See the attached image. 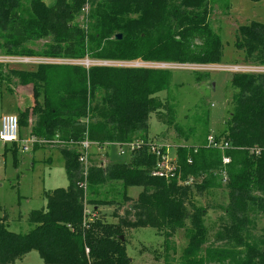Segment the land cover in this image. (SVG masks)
Wrapping results in <instances>:
<instances>
[{"label": "trees", "instance_id": "16d2710c", "mask_svg": "<svg viewBox=\"0 0 264 264\" xmlns=\"http://www.w3.org/2000/svg\"><path fill=\"white\" fill-rule=\"evenodd\" d=\"M223 3L0 0V56L220 65L222 43L210 19L213 8L229 9ZM83 12L85 22L79 26L75 19ZM234 47L244 64L264 66V25L239 27ZM8 66L0 64V88L12 93L14 84L31 101L19 110V127L29 128L37 140L60 143L49 147L63 158L68 187L44 193L45 207L28 214L31 230L26 234L10 232L7 217L0 218V264H16L30 252L43 264H134L126 252L127 236L139 228L163 237L164 264H264V75L230 78L232 109L224 130L213 135L229 146L224 152L230 159L228 181L222 185V154L207 145L209 111L197 105L184 124L176 120L180 95L171 89L170 71L58 64L24 71ZM196 81H201L199 74ZM152 114L182 144L175 150L176 175L181 181L194 178L192 184L151 176L157 163L147 145ZM84 139L108 146L142 145L124 163L92 161L84 191L76 148ZM18 144L9 148L13 155ZM41 148L47 147L35 145L33 150ZM131 187L141 189L135 200L126 195ZM223 194L227 202L216 206L220 228L213 244L208 209L200 201ZM105 206L113 210L111 221L99 214ZM85 207L94 218L87 220ZM181 230L186 246L170 259L171 241Z\"/></svg>", "mask_w": 264, "mask_h": 264}, {"label": "rangeland", "instance_id": "374dc122", "mask_svg": "<svg viewBox=\"0 0 264 264\" xmlns=\"http://www.w3.org/2000/svg\"><path fill=\"white\" fill-rule=\"evenodd\" d=\"M50 5L53 0H40ZM228 4L229 9L222 10L213 8L211 14V26L220 37L222 43L221 66L244 64L243 55L235 50L237 30L241 26L251 23L264 25V0H224L223 5ZM86 12L76 17L75 23L79 26L84 24ZM102 62V61H99ZM117 63L119 61H105ZM135 63V62H134ZM176 65V64H175ZM177 66V65H176ZM9 68L33 71L37 64L18 65L12 64ZM171 74V89H178L180 108L177 113L181 124L186 122L187 117H192L197 105L204 106L209 111L211 131L210 136L219 134L224 130V122L232 109V90L230 78L233 74L228 72L193 71L178 65ZM201 76V81H196V75ZM206 77V79H205ZM212 81V82H211ZM211 82V87L209 83ZM213 84V86H212ZM12 93L0 88V117L15 115L18 117L21 107H26V96H22L23 90L16 85H11ZM28 101V99H27ZM164 120V118H163ZM28 134L26 128L19 127L18 138L25 140ZM175 134L172 128L166 129L160 124L159 115L152 114L148 122V142L156 145L169 147L170 156L175 149L182 144H176ZM19 145V144H18ZM11 144H0V218L8 219V230L15 234H26L31 230L27 224V217L31 211L45 207L44 193L57 188L66 189L68 180L64 171V162L57 149L41 148L33 150L29 147L23 150V143L18 153L13 155L9 148ZM6 148V150H5ZM91 155H99L103 162L124 163L128 154L120 156L119 148L115 145L104 147L101 151L95 147L90 148ZM95 159V157H92ZM98 159V157H96ZM92 159V161H93ZM141 189L131 187L126 189V195L135 200ZM220 201L225 204V195L205 197L200 205L207 207V223L211 227L208 240L214 244V233L218 229L220 215L217 205ZM90 211V209H88ZM101 215L110 219L113 210L105 206L100 208ZM264 224V217L260 218ZM213 226V227H212ZM220 228V227H219ZM164 239L154 229L139 228L132 230L127 236L126 252L134 264H164ZM186 246L183 231H179L172 239L169 252L170 259H177L182 249ZM16 264H43L36 252H30Z\"/></svg>", "mask_w": 264, "mask_h": 264}, {"label": "built area", "instance_id": "2783aa9c", "mask_svg": "<svg viewBox=\"0 0 264 264\" xmlns=\"http://www.w3.org/2000/svg\"><path fill=\"white\" fill-rule=\"evenodd\" d=\"M0 64H18V65H28V64H58V65H77L83 66L85 68H89L91 66H103V67H122V68H146V69H156V70H166L171 71L174 68L178 67L179 64H171V63H154V62H99V61H91L88 59L85 60H68V59H42V58H29V57H4L0 56ZM180 66V65H179ZM185 69H190L193 71H201L206 70L209 72H228L233 75H264V66L259 65H249V64H236L231 66H221L220 65H183ZM29 104H26V107H21L20 110L28 108L31 106V101L27 97ZM19 132V120L15 115H5L0 117V144H13L19 143L20 145L23 143V150L27 151L29 147L33 148L35 145L48 147L55 143H59L58 141H44L37 140L32 138L29 134L25 140H20L18 138ZM60 144V143H59ZM142 143L133 142L124 145H115L119 148V155L123 156L126 154L133 153L141 147ZM149 147V151L155 155L157 158V163L155 168L153 169L151 176L155 178H162L165 180H172L177 178V184L180 186H187L194 182V178L189 177L185 181H181L179 177L176 175V161H175V153L171 157L169 147H165L163 145H154L151 143H147ZM207 145L211 149L218 150L222 154L221 159V168L218 170V176L222 185H225L228 181L227 170L226 167L230 163V159L224 155L226 150H229L228 144H222L215 141L213 136H209L207 138ZM108 145H99L98 143H92L87 139H84L80 143L76 144V148L78 150V163L82 167L83 170V182L80 185L83 190H86V179L87 172L89 166L92 164V155L90 153V148L95 147L98 152L101 151L104 147ZM110 146V145H109ZM183 147V146H182ZM177 148V147H176ZM176 150V149H175ZM255 154L260 152V149H255L253 151ZM191 164V160L187 162ZM89 207H85L84 213L87 217V220L90 218H94V216L90 215Z\"/></svg>", "mask_w": 264, "mask_h": 264}, {"label": "crops", "instance_id": "0c3cea01", "mask_svg": "<svg viewBox=\"0 0 264 264\" xmlns=\"http://www.w3.org/2000/svg\"><path fill=\"white\" fill-rule=\"evenodd\" d=\"M26 102H28L27 99H26ZM18 110H20V109H18ZM26 132H27V134H29V128L26 129ZM92 156L95 157V159L92 158L93 161H101L99 155H92ZM96 157H98V159ZM101 162L105 165L108 163H111V162H103V161H101Z\"/></svg>", "mask_w": 264, "mask_h": 264}, {"label": "water", "instance_id": "95a60500", "mask_svg": "<svg viewBox=\"0 0 264 264\" xmlns=\"http://www.w3.org/2000/svg\"><path fill=\"white\" fill-rule=\"evenodd\" d=\"M121 39V36L120 35H117L116 37H115V40H120ZM212 86H213V84H212ZM121 240H123V238H121Z\"/></svg>", "mask_w": 264, "mask_h": 264}]
</instances>
